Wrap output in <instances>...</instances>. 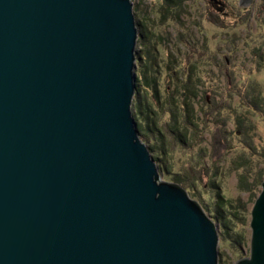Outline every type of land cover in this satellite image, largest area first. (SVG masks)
Instances as JSON below:
<instances>
[{
	"label": "water",
	"instance_id": "1",
	"mask_svg": "<svg viewBox=\"0 0 264 264\" xmlns=\"http://www.w3.org/2000/svg\"><path fill=\"white\" fill-rule=\"evenodd\" d=\"M138 39L132 0H0V264H220L138 134ZM249 229L234 264H264V178Z\"/></svg>",
	"mask_w": 264,
	"mask_h": 264
},
{
	"label": "rangeland",
	"instance_id": "2",
	"mask_svg": "<svg viewBox=\"0 0 264 264\" xmlns=\"http://www.w3.org/2000/svg\"><path fill=\"white\" fill-rule=\"evenodd\" d=\"M176 1L181 9L170 15L162 0H132L135 20L141 23L138 37L145 38L137 41L136 57L147 50L152 63L148 72L157 73L161 105L156 107L151 89L142 87L133 98L132 111L134 100L147 107L148 118L143 112L145 118L139 123L148 119L164 135L162 160L172 166L170 175L183 176L164 181L181 186L210 214L220 205L215 191L225 199L223 204L232 201L243 220L235 222V230L245 240L239 252L219 241L218 251L220 264H234L249 253L250 210L260 192H240L238 185L240 177L248 174L242 160L261 161L259 155L264 154V100L256 112L249 108L250 96L255 95L252 89L264 99V0H254L245 8L238 0ZM177 98L189 102L196 115L187 138L190 148L191 142L195 145L190 151L180 149L170 134L174 115L183 111L174 109L172 100ZM227 212L232 210L227 207Z\"/></svg>",
	"mask_w": 264,
	"mask_h": 264
},
{
	"label": "trees",
	"instance_id": "3",
	"mask_svg": "<svg viewBox=\"0 0 264 264\" xmlns=\"http://www.w3.org/2000/svg\"><path fill=\"white\" fill-rule=\"evenodd\" d=\"M163 5L165 6V10L167 11L168 14L171 15L172 10L174 9L175 12H179L181 8L180 7V3L179 1L176 0H162ZM137 26H141L140 21L136 20ZM148 33V32H147ZM144 35V33H143ZM146 35V32H145ZM150 36V35H149ZM145 37V36H143ZM150 38V37H149ZM141 39H145V38H141ZM139 38V41L141 40ZM143 54V55H142ZM141 54V52H139L137 54V69H136V89H135V94L137 95L138 92H141V88L143 87L145 90L147 88L151 89V94L153 97L156 98L157 103H156V107H161V105L159 106L158 102H159V98L157 96H159L158 91L156 89V74H153L151 72H148V65L152 64L149 61V57L147 58L148 54H147V50L143 51ZM191 72V71H188ZM189 75V74H188ZM143 91V99H145V95L147 94L146 91ZM253 92L255 93V95L250 96L251 100L249 103V108L250 111L252 113L256 112V110L260 109L259 107V103L262 102L264 99H262L261 95L259 94L260 92H258L256 89H252ZM145 94V95H144ZM193 96H195V94H193ZM165 99V98H164ZM163 99V100H164ZM181 100V98H177L172 100L174 109H181L183 111H179L178 115H174V123L172 124V127L170 129V134L172 135L173 138H175V140L177 141V143L179 144L180 149L183 150H191L192 148L195 147V145L191 142V148L189 146V140H187L188 138V134L190 133V128H194V124L193 121L195 120L196 115L193 113H191L192 107L191 104L189 102H186V100L183 99V102ZM146 105L150 107V104L148 103V101H145ZM134 109H133V113H134V119L137 123V131L138 134L140 136V138H142L141 140L146 143V145L148 146V149L151 153L152 158L154 159V161L156 162L157 166L159 167V170L162 174V178H170L175 177L178 180L181 179L182 174L181 173H174L173 175L171 173L172 170V166L171 165H167L163 160L162 157L164 156L165 152L164 150L161 148V146L163 147L164 144V135L158 130V128L152 124H150V122H148V110L147 107L142 108V104L141 102H138L137 100H134ZM162 109V108H161ZM202 109V108H200ZM143 112H145L147 114V120H145V122L143 123V125H141L139 123V118H145L143 115ZM200 112H203V110H201ZM192 114V115H191ZM250 120H248L249 122ZM140 125V127H138ZM143 131V132H142ZM190 141H192L190 139ZM160 142V145H159ZM254 155V154H253ZM261 158V161H258L256 159H258V157H253L251 159H243L242 163L246 164L244 167L245 169H247V175H243L242 177H240V183L238 185V189L240 192H244V193H249L250 195L254 194V190L256 192L259 191L260 189V185L261 182L264 178V167L262 168V165H264V154L259 155ZM193 161V160H192ZM257 164V166L255 167V165ZM170 176V177H169ZM176 179L177 182H179ZM219 187V185H218ZM218 187L215 188L218 190ZM190 192H193V188H190ZM219 191H215V197H216V201L220 199V202L217 203L216 205L219 207H216L213 212L210 214V209L204 206V211L215 221L218 223L219 225V237H220V241H224V243H228L230 246H232V248L236 251L239 252L240 251V247L243 245V242L245 240V237L242 234L237 233V231L235 230V222H239V221H243L240 218V213L238 212V210L236 208H234V206H232V201L226 199V201L223 204V197L220 196V194L218 193ZM222 204V205H221ZM227 207L232 210V212H227ZM203 208V207H202ZM244 209V208H243ZM229 213V214H228ZM225 215H228L229 218H226ZM219 254L221 255V253L219 252Z\"/></svg>",
	"mask_w": 264,
	"mask_h": 264
},
{
	"label": "bare ground",
	"instance_id": "4",
	"mask_svg": "<svg viewBox=\"0 0 264 264\" xmlns=\"http://www.w3.org/2000/svg\"><path fill=\"white\" fill-rule=\"evenodd\" d=\"M166 130V129H165ZM142 139V138H141Z\"/></svg>",
	"mask_w": 264,
	"mask_h": 264
}]
</instances>
